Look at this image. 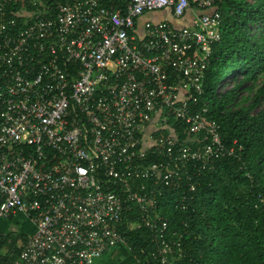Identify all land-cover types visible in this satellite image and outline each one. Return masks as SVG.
Returning <instances> with one entry per match:
<instances>
[{"label": "built area", "instance_id": "2783aa9c", "mask_svg": "<svg viewBox=\"0 0 264 264\" xmlns=\"http://www.w3.org/2000/svg\"><path fill=\"white\" fill-rule=\"evenodd\" d=\"M220 1L0 0V221L35 226L14 264H99L127 246L124 223L149 231L158 264H184L188 223L171 230L161 199L188 210L244 151L200 107ZM164 10L183 25L143 20Z\"/></svg>", "mask_w": 264, "mask_h": 264}, {"label": "trees", "instance_id": "16d2710c", "mask_svg": "<svg viewBox=\"0 0 264 264\" xmlns=\"http://www.w3.org/2000/svg\"><path fill=\"white\" fill-rule=\"evenodd\" d=\"M43 1L54 8L69 0ZM216 6L222 37L212 49L200 107L208 104L207 118L221 125L225 144L236 140L244 147L242 162L217 161L201 178L188 210L177 207L178 193L169 192L161 199V213L173 231L188 223L184 264H264V0H222ZM228 78L232 82L225 86ZM255 86V94L244 98ZM12 223L17 236L9 252L0 254V264H14L35 232L23 215L0 221V228L13 232ZM121 231L127 246L113 248L103 264H158L147 229L132 230L124 223Z\"/></svg>", "mask_w": 264, "mask_h": 264}, {"label": "rangeland", "instance_id": "374dc122", "mask_svg": "<svg viewBox=\"0 0 264 264\" xmlns=\"http://www.w3.org/2000/svg\"><path fill=\"white\" fill-rule=\"evenodd\" d=\"M166 14H167L166 11L152 13V14H149V15H145L143 17V20H146V21L149 20V21H155V22L162 21V20H164V17H165ZM231 82H232V79L231 78H228L227 80H225L224 85L227 86V85L231 84ZM260 85L261 84L258 83V86H260ZM256 90H257V87L255 86L253 92L246 91V92H244L243 97L246 98L248 96H253V94H255ZM112 253L113 252H110V253L105 254L102 257V259L99 261V264H103L104 261H106L107 258H110V256H111Z\"/></svg>", "mask_w": 264, "mask_h": 264}, {"label": "crops", "instance_id": "0c3cea01", "mask_svg": "<svg viewBox=\"0 0 264 264\" xmlns=\"http://www.w3.org/2000/svg\"><path fill=\"white\" fill-rule=\"evenodd\" d=\"M164 11L167 12V14L165 15L164 19H167V20L173 22L177 26H182L183 25V22H184L183 20L176 21V20H174L172 18L170 10H164ZM160 12H163V11H160Z\"/></svg>", "mask_w": 264, "mask_h": 264}]
</instances>
